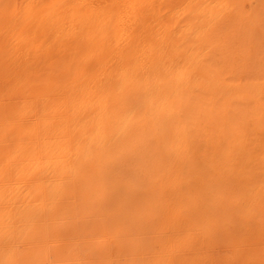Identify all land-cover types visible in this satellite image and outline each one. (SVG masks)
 I'll list each match as a JSON object with an SVG mask.
<instances>
[{
	"label": "rangeland",
	"instance_id": "obj_1",
	"mask_svg": "<svg viewBox=\"0 0 264 264\" xmlns=\"http://www.w3.org/2000/svg\"><path fill=\"white\" fill-rule=\"evenodd\" d=\"M70 1L0 0V264H264V0Z\"/></svg>",
	"mask_w": 264,
	"mask_h": 264
},
{
	"label": "bare ground",
	"instance_id": "obj_2",
	"mask_svg": "<svg viewBox=\"0 0 264 264\" xmlns=\"http://www.w3.org/2000/svg\"><path fill=\"white\" fill-rule=\"evenodd\" d=\"M198 1L201 2L200 4H203V3H205L206 0H198ZM241 1L245 2V4L248 7L252 6L251 5L252 4V0H241ZM69 3H71L70 10L75 14V16H78V18L79 17L83 18L84 20H86L85 22H89L90 20H93L95 18L96 20H98L97 23H96V24H98L100 19L103 18V17H107L109 15V12H110V10L107 9V7H105L102 4H100L98 0H71ZM123 6H125V5H123ZM202 6L206 8L205 11H204L205 13L203 14L204 15L203 17L205 19V24L206 25L211 23V21L215 17L219 16L220 13L218 11H216V10H213L212 6L207 7L206 4H203ZM222 9H223L222 13H224V12L228 13L229 12V10L227 8H222ZM195 33H197V32H195ZM106 54H107V52H106ZM143 71H144L143 68L140 69L138 72L130 71V73L128 74L127 77H128L129 80L131 79L134 82L145 84L146 77H145V73ZM240 217H242V216H240Z\"/></svg>",
	"mask_w": 264,
	"mask_h": 264
}]
</instances>
